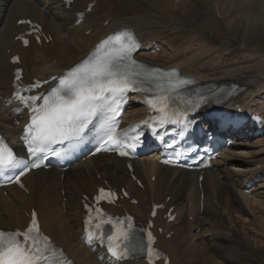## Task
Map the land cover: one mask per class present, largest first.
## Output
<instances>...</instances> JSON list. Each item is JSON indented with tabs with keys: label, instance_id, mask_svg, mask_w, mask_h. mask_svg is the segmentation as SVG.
Wrapping results in <instances>:
<instances>
[{
	"label": "bare ground",
	"instance_id": "1",
	"mask_svg": "<svg viewBox=\"0 0 264 264\" xmlns=\"http://www.w3.org/2000/svg\"><path fill=\"white\" fill-rule=\"evenodd\" d=\"M173 1L175 0H76L73 4L66 5L61 0H0V16H2L0 23V128L3 132H7V135L16 133L18 128L14 125V119L22 120L24 116V111L9 96L12 71L19 66L9 61L13 54L19 55L21 62L19 67L23 68V76L27 81L37 77V73H40V78H48L53 73H60L61 70L67 69V66L81 60L94 43L104 35L125 26L135 31L139 41L147 43L137 53L138 57L149 60L154 66L164 68L177 66L183 75L194 77L199 86H210L212 92H217L220 88L234 83L236 94L232 96L228 106L236 102H240L245 108L255 105L264 114V100H258L259 96L264 94L263 53L261 56L257 51V55L256 52L250 54L255 60L258 59V63L245 65L246 67L229 69L220 66V62L205 63L199 55L183 56L184 51L190 50L191 46L187 44L186 47L179 48L172 40L165 41L164 38L168 36L167 30L159 27L158 24L160 20H164L171 28L178 26L173 23H178L206 34L210 27L207 17L213 15L217 18L215 20L219 22L218 25L222 30L231 36L233 46L240 44L247 46L246 49L250 50L252 45H256L258 50H261L264 48V0H203L205 4L201 5L202 8L190 7L181 15L174 12L171 4ZM90 2H94V5L85 11ZM185 2L186 0H177L176 11L179 12L181 5ZM158 4L162 8H156ZM157 9L159 11L155 12ZM80 11H84L85 17L78 22L76 12ZM155 13L158 15L156 16ZM21 18L36 20L50 40L45 42L44 39H40L39 43L31 40L29 47L20 46L14 38L27 28L17 24ZM105 21L107 23L103 26ZM87 30H89L88 34ZM243 36L245 39L241 44L240 39ZM156 40L162 42L173 53L168 54L159 49L161 53L154 52L155 54L151 56L149 53L152 43L156 44ZM221 46L227 47L229 44ZM216 48L219 49L220 45ZM46 66L50 74L46 73L47 70L42 72ZM140 114H142L141 109L132 105L125 118ZM257 140V144L263 147L264 134ZM253 143L250 141L247 145L244 143L238 145L240 148H245L253 146ZM263 153L264 148L260 149L258 154L253 151L248 159L241 151L229 149L213 167L205 169L204 179L201 182L202 205L205 207L202 212L201 191L197 181L198 172L162 166L150 157L132 161L134 174L141 180L142 188L131 181L125 163L115 156L99 154L84 163L70 167L62 173V177L59 170L39 168L23 178V181H27V193L14 185L0 188V227L11 229L14 226L25 225L30 209L34 208L43 231L61 245L77 264H102L97 260L96 254L85 248L78 239L81 231L79 200L83 194L93 190V186L99 184L100 180L106 179L112 184L119 182L129 186L128 193H131L138 202L136 205H128L126 202L124 204L138 219L145 217L147 212L145 203L149 204L150 201L156 200L166 202V196H170L167 203L175 207V219L179 222L172 225L162 222L161 219L156 220L158 224L161 223L165 227V232L157 237L158 244L169 253L170 264H192L198 259L204 264H223L220 260L223 253L219 254L218 247L224 240L233 244L232 255L223 256L228 264H264V197L260 195L261 193L247 195L243 191L245 184L251 182L253 184L256 179L263 181L256 189H264V165L259 166L257 170V166L255 169H249L242 176L230 171L227 167L232 164L235 155L238 159L246 160L244 165H248L250 161L264 162V158L254 159ZM108 158L111 161L108 162ZM226 170L229 171L226 172ZM95 174L100 175V180L95 178ZM152 175L155 177L154 181L151 180ZM224 178H228V181L224 182ZM234 191V196L228 195ZM262 193L264 194V191ZM222 194L228 195L227 200H235L237 197L244 202L246 213L251 219V228L255 230L254 234H257L254 237L257 248L240 242L234 235V231L222 223L224 222L221 220L222 212L219 213L217 206L211 203L213 200H217L220 205L225 202ZM190 215H193V221L188 220ZM207 225L209 226L206 227ZM198 228L202 230L200 233L195 232ZM205 229L206 232L202 233ZM169 231H172V235L166 239L164 234ZM206 234L211 235L209 243L203 244L202 250L199 251L196 247L197 243L195 241L191 243V240L193 238L198 240ZM260 245L263 246L261 249ZM209 249L216 250L219 252L218 255L213 254Z\"/></svg>",
	"mask_w": 264,
	"mask_h": 264
},
{
	"label": "snow or ice",
	"instance_id": "2",
	"mask_svg": "<svg viewBox=\"0 0 264 264\" xmlns=\"http://www.w3.org/2000/svg\"><path fill=\"white\" fill-rule=\"evenodd\" d=\"M24 43L27 44V41ZM102 43L105 45L103 49L98 47L93 55L74 66L63 77L58 78V85L46 94L24 95V93L33 92L40 86V82L30 86H17L14 96L30 112V123L25 127L23 140L31 156L45 153L54 143L79 139L85 127L91 122V118L98 115L105 117L103 122L105 143L110 145L128 143V132H117L114 119L119 102L124 99L123 94L129 89H136L137 83H143L145 80L154 82L155 89L165 93L175 91L180 84L187 83L175 79V71L161 74L157 70H148L132 60L131 53L136 45L130 36L117 34ZM19 78L18 72L17 79ZM168 100L169 97L163 95L155 98L154 101H149L153 107L159 105L158 110L161 116L158 122L161 124L182 123L179 112L169 114ZM113 105L116 107L114 108ZM109 113L112 115L109 116ZM121 136L126 139L122 141ZM130 139L133 142L129 146L134 149L139 142V136ZM120 154L127 153L121 151ZM21 163L14 156L12 149L0 140V172L19 167ZM30 167H39V164L33 162ZM112 195L107 193L109 202ZM105 197L106 194L101 189L97 201ZM89 211L86 225L92 223L94 219L91 215L93 210ZM95 214L96 234L88 232L87 242L92 244L94 240H99L101 244L104 243L105 237L100 230L105 222L113 223L115 220L114 228L116 224L126 223V228H119L115 234L106 237L107 250L114 260L125 259L130 254L129 244L133 238L130 220L127 222L120 221L118 218L105 220L100 209H95ZM114 240L120 243L114 244ZM152 244L153 237L149 232L146 244L139 245L141 251L147 249L150 261L154 255L159 256L152 248ZM131 251L135 252L136 246H133ZM57 252L59 250L51 247L47 237L40 235L35 214L30 226L23 232L0 231V264H67L59 258L63 256L62 252H59V257H56Z\"/></svg>",
	"mask_w": 264,
	"mask_h": 264
},
{
	"label": "rangeland",
	"instance_id": "3",
	"mask_svg": "<svg viewBox=\"0 0 264 264\" xmlns=\"http://www.w3.org/2000/svg\"><path fill=\"white\" fill-rule=\"evenodd\" d=\"M176 3H177V0L173 1L171 4H172V8H173L174 12H176L177 15H181V13H185V10L190 8V7L191 8L194 7L196 9H199V8H202V6L205 4L203 0H186V2L181 5L180 10L178 12V11H176V9H177ZM156 8L159 9V8H162V6L160 4H158ZM158 9L155 12L159 11ZM155 15L157 16L158 14L155 13ZM207 18H208V23L210 24V27H209V29H207L206 34L202 33L200 30H195L193 27H189L186 25L185 26L179 25L178 23H173V25H178V26H175L176 29L171 28L170 25H167V23L164 20H160L158 24H159V27L167 30L168 36H167V38H164L165 41H171L172 40L173 42H175V46L179 47V48L186 47L187 44H189L191 46L192 50L190 49V50L184 51V55L182 54L185 57H189V55H192V54L197 55V56L199 55V58L202 57L205 63L220 62L219 63L220 66H224V67H227L229 69L236 68L239 66L246 67L245 65H255L256 63H258L257 62L258 59L255 60L251 55L253 53H255L256 51L258 52V55L261 56L262 53L264 55V48H262L261 50H258L256 45H252L253 46V47L251 46L252 49L250 47H248V48H250V50H248V49H246L247 46L244 47V46H241L240 44L236 47L233 46L231 44V43H233V41L231 40V36L227 32H224V30H222L221 26L218 25L219 22H217L215 20L217 18L213 17V15H209V17H207ZM253 18H256V17H253ZM104 24L105 23H103V25ZM157 30H158V28H157ZM87 31L86 32L88 34L89 30H87ZM242 38L241 39L239 38L241 40L240 41L241 44L244 43V39H245L244 36ZM158 41H160V39H158ZM159 43H160V45H159L160 49H162L161 52L164 51L165 53H168V54L173 53V51L170 50L169 48H167L166 46H164V44L162 42H159ZM222 44H224V45L229 44V46L224 47V46H221ZM215 45L216 46L220 45V48L215 49V47H216ZM202 52H204V53H202ZM257 52H256V55H257ZM207 57H208V59H207ZM206 61H208V62H206ZM47 69H48V67L46 66L42 72H44ZM36 76H41V75H40V73H37ZM257 85L259 86V84H257ZM260 85H262V84H260ZM260 96H261V99L262 98L264 99L263 94ZM4 133L7 134V132H4ZM257 141L258 140L252 141V142H254L253 147H249L248 149H244L243 151H241L243 154L246 155V158L249 159V157L252 155L253 151H255V153L258 154L259 150L264 148V145H263V147H261L260 145L257 144ZM238 152H240V151H238ZM263 155H264V153L262 155L257 156L254 159H263L264 158ZM244 162H246L245 159H238V157L235 155L234 161L231 162L232 166L231 167L227 166V167H228V169L231 168L230 171H232L234 173H238V175L242 176V174H245L247 171H249V169H253V168L255 169V167L257 166L258 167V168L256 167V170H257L260 168L259 166L264 165V162H260V163L257 162L256 163V162L250 161L248 163V165H244ZM258 163H259V165H258ZM227 171H229V170H226V172ZM220 177L222 178L221 175H220ZM143 181H144V179H143ZM227 181H228V178H224V182H227ZM261 183H263V181H261V179H257L255 181V183H253L254 185L251 186V191H249V193H246V192L245 193L247 195H250L252 193H257V194L261 193L260 195L262 197H264V194L262 193L264 191V189H260V188L256 189L258 187V185ZM234 194H235V191L232 194H231V192L228 193V195H230V196H234ZM228 195L222 194V198L224 199L225 202H222L221 205H223L222 206L223 208H225V209L227 208V210L224 213L222 212L223 218H221V220L224 221L222 223L226 227H228L229 229H232L234 231V235L236 236V238L238 240H240V242L248 244L249 246H252L253 248H257L258 247L257 241L254 238L257 234H254L255 230L251 228L252 227L251 226L252 225L251 219H250L249 214L246 213V206L244 205V202L237 197L235 200H227L226 198ZM263 201H264V199H263ZM218 212L220 213L221 211H218ZM208 226L209 225H207L206 227H208ZM211 229H213V228H211ZM196 232L200 233L199 229L196 230ZM205 232H206V229L202 233H205ZM209 237H211V235L206 234L205 237L198 238V240H197V238H193V240H191V243H192V241H195L197 243L196 247L198 248L199 251H201L203 248V244H205L206 242L209 243ZM259 247L261 249L263 246L260 245ZM209 250L213 254L218 255V253H219L213 249H209ZM218 250L220 251L219 254L222 255V253H223L222 258L220 259V260H222L221 262L223 264H225V263L228 264L227 261H225L224 257H229L230 255H232L231 251H234L233 250V244H229V243H227V241L224 240L219 244ZM225 254H227V255H225ZM221 262H219V263H221ZM202 263L203 262L200 259H198V260L193 261L192 264H202Z\"/></svg>",
	"mask_w": 264,
	"mask_h": 264
}]
</instances>
